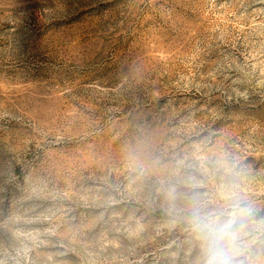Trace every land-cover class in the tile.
Instances as JSON below:
<instances>
[{
    "label": "rangeland",
    "instance_id": "rangeland-1",
    "mask_svg": "<svg viewBox=\"0 0 264 264\" xmlns=\"http://www.w3.org/2000/svg\"><path fill=\"white\" fill-rule=\"evenodd\" d=\"M264 264V0H0V264Z\"/></svg>",
    "mask_w": 264,
    "mask_h": 264
},
{
    "label": "clouds",
    "instance_id": "clouds-1",
    "mask_svg": "<svg viewBox=\"0 0 264 264\" xmlns=\"http://www.w3.org/2000/svg\"><path fill=\"white\" fill-rule=\"evenodd\" d=\"M204 228L208 233L206 264H229V257L236 241V236L231 231L232 221L229 220L220 225L210 221L204 225Z\"/></svg>",
    "mask_w": 264,
    "mask_h": 264
}]
</instances>
